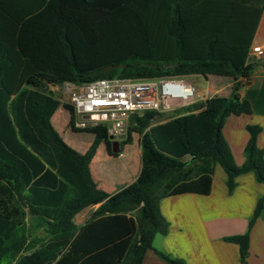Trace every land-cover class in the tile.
Wrapping results in <instances>:
<instances>
[{"label":"trees","instance_id":"obj_1","mask_svg":"<svg viewBox=\"0 0 264 264\" xmlns=\"http://www.w3.org/2000/svg\"><path fill=\"white\" fill-rule=\"evenodd\" d=\"M262 12L264 0H0V264H142L148 250L165 264H185L152 247L168 229L160 200L207 195L216 165L229 192L247 172L264 183L261 127L246 126L242 166L221 133L227 117L252 113L239 91L255 65L249 51ZM189 75L231 77V94L134 116L119 144L140 136L137 178L114 194L96 188L88 164L98 144L117 154L105 128L73 127L70 106L51 87ZM60 105L73 132L93 135L83 154L50 124ZM163 115L169 119L158 121ZM93 205L76 226L73 217ZM262 211L264 198L248 228ZM27 215L38 218L42 236L30 235ZM224 240L239 246L243 262L248 232Z\"/></svg>","mask_w":264,"mask_h":264},{"label":"crops","instance_id":"obj_2","mask_svg":"<svg viewBox=\"0 0 264 264\" xmlns=\"http://www.w3.org/2000/svg\"><path fill=\"white\" fill-rule=\"evenodd\" d=\"M252 46H264V12L260 17ZM248 61L255 65L248 80L243 81L239 95L250 102L252 113L227 117L221 130L237 166H242L245 161L244 147L249 138L246 131L247 125L261 127V132L256 138V145L264 149V56ZM200 76L204 80H196L197 101L195 104H206L207 100L213 96H230L233 78L216 75ZM192 111L190 109V112ZM63 117L64 122H62ZM69 117V111L60 105L49 121L69 147L83 154L90 145L93 135L87 133L91 134L92 139L82 148H77L74 138L76 132L68 126ZM133 136L134 133L131 135L129 144L119 147L116 156L108 153L103 142L98 144L88 164V170L96 188L107 194H114L137 178L141 169L140 136L136 134L135 141ZM226 179L223 169L216 165L210 192L207 195L187 193L161 199L160 213L167 221L168 229L165 234L157 233L154 236L152 247L171 258L182 260L185 264H264V211L248 228L257 201L264 198V183L256 181L252 172H247L236 177L235 187L229 192ZM97 207L98 205H93L82 209L73 217L74 224L78 227L83 226ZM33 219L38 220L36 217L27 215V224L30 225L29 221ZM246 232L249 235V246L242 262L239 246L225 241L224 238ZM142 264L165 263L154 251L148 250Z\"/></svg>","mask_w":264,"mask_h":264},{"label":"built area","instance_id":"obj_3","mask_svg":"<svg viewBox=\"0 0 264 264\" xmlns=\"http://www.w3.org/2000/svg\"><path fill=\"white\" fill-rule=\"evenodd\" d=\"M249 55L264 56V46H252ZM72 110L75 129L105 128L109 141H124L134 116L146 111L173 113L197 101L192 82L183 77L156 79L106 78L88 83L51 87Z\"/></svg>","mask_w":264,"mask_h":264},{"label":"rangeland","instance_id":"obj_4","mask_svg":"<svg viewBox=\"0 0 264 264\" xmlns=\"http://www.w3.org/2000/svg\"><path fill=\"white\" fill-rule=\"evenodd\" d=\"M256 58H258V57H254V56H252V55H250L249 56V60L250 61H253V60H256ZM184 78V80H186V81H190V82H192L193 83V85L195 86V84L197 83L196 82V80H204V78L202 77V76H200V75H196V76H194V77H191V76H185V77H183ZM204 84H205V82H203ZM203 84V85H204ZM223 93V92H222ZM167 114H170V113H167ZM167 119H169V117H168V115H163V116H160L159 118H158V121H164V120H167ZM64 120H65V118L63 117L62 118V122H64ZM134 123V122H133ZM134 138V141H135V139H136V134L134 133V136H133ZM74 138H75V143H76V147L77 148H82L84 145H85V143H87L89 140H91L92 139V137H91V134H87V133H79V132H77V133H75L74 134ZM124 145H126V144H119V147L121 148L122 146H124ZM80 154V153H79ZM184 160H187L186 158H184ZM29 224H30V228H31V230H30V235L32 236V237H36V236H42L43 234H44V232L42 231V230H44V228L43 227H41V226H38L37 225V221H35V219H33V220H31V221H29Z\"/></svg>","mask_w":264,"mask_h":264},{"label":"water","instance_id":"obj_5","mask_svg":"<svg viewBox=\"0 0 264 264\" xmlns=\"http://www.w3.org/2000/svg\"><path fill=\"white\" fill-rule=\"evenodd\" d=\"M111 152L117 154L119 152V143L117 141L111 142Z\"/></svg>","mask_w":264,"mask_h":264}]
</instances>
